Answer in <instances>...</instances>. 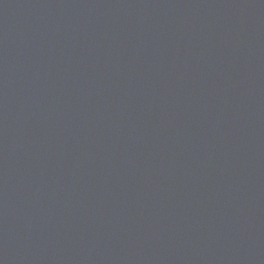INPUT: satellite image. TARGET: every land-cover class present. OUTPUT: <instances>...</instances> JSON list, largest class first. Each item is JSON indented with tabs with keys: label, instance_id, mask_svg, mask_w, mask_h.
Instances as JSON below:
<instances>
[{
	"label": "water",
	"instance_id": "obj_1",
	"mask_svg": "<svg viewBox=\"0 0 264 264\" xmlns=\"http://www.w3.org/2000/svg\"><path fill=\"white\" fill-rule=\"evenodd\" d=\"M0 264H264V0H0Z\"/></svg>",
	"mask_w": 264,
	"mask_h": 264
}]
</instances>
